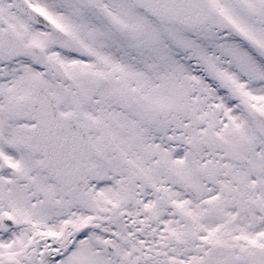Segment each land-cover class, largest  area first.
<instances>
[{
    "label": "snow or ice",
    "instance_id": "snow-or-ice-1",
    "mask_svg": "<svg viewBox=\"0 0 264 264\" xmlns=\"http://www.w3.org/2000/svg\"><path fill=\"white\" fill-rule=\"evenodd\" d=\"M0 264H264V0H0Z\"/></svg>",
    "mask_w": 264,
    "mask_h": 264
}]
</instances>
